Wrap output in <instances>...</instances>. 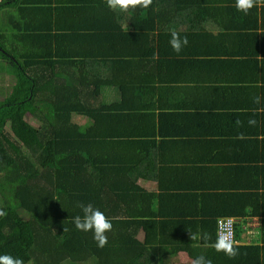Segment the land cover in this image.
Masks as SVG:
<instances>
[{
  "label": "trees",
  "instance_id": "1",
  "mask_svg": "<svg viewBox=\"0 0 264 264\" xmlns=\"http://www.w3.org/2000/svg\"><path fill=\"white\" fill-rule=\"evenodd\" d=\"M197 1L133 0L124 10L108 0L0 1V61L11 85L0 100V255L22 264H152L173 247L193 261L264 264L260 158L242 170L249 181L203 197L209 206L200 215L179 211L169 185L150 192L140 184L151 181L144 163L156 145L140 131L166 107L162 60L182 58L165 56L166 48L172 32L190 34L178 19L204 16ZM106 88L118 91V102L104 103ZM252 129L233 132L225 147H264L262 131ZM87 204L111 222L103 247L72 224ZM225 218L235 219L232 257L213 247ZM255 218L261 245H241Z\"/></svg>",
  "mask_w": 264,
  "mask_h": 264
},
{
  "label": "crops",
  "instance_id": "2",
  "mask_svg": "<svg viewBox=\"0 0 264 264\" xmlns=\"http://www.w3.org/2000/svg\"><path fill=\"white\" fill-rule=\"evenodd\" d=\"M199 6L204 16L178 19L187 25L182 33L190 34L179 53L166 48L165 56L182 58L162 60L169 72L166 107L156 108L150 128L140 131V136L156 138L144 163L151 181L142 180L141 186L157 192L159 183L169 185L180 194L179 211L188 217L209 206H202L203 197L221 195L242 184V177L249 181L242 170L252 167V158H260L257 164L264 169L263 146L224 145L226 138L235 142L231 138L237 130L254 128L264 135V0H252L246 14L236 9V0H204ZM103 96L106 104L119 101L113 88ZM259 224L258 218L249 220L241 245H261ZM170 250L152 264H194L186 252Z\"/></svg>",
  "mask_w": 264,
  "mask_h": 264
},
{
  "label": "clouds",
  "instance_id": "3",
  "mask_svg": "<svg viewBox=\"0 0 264 264\" xmlns=\"http://www.w3.org/2000/svg\"><path fill=\"white\" fill-rule=\"evenodd\" d=\"M132 2L133 0H108V6L110 8L119 7L121 10H124ZM149 2L150 0H143L145 6ZM251 7L252 0H236V9L238 11H243L246 14L247 10ZM186 43V38H178L175 32L171 33L169 44L174 52L179 53L181 45ZM249 123L251 124L253 121L250 120ZM80 212L81 214L72 218L74 228L77 231L85 233L90 231L97 247H103L107 242L104 233L112 227L110 220L101 211L93 208L91 204L81 205ZM2 215H4V212L0 211V216ZM213 247L217 252H223L228 257L235 255L231 243L223 237L218 238ZM0 264H22V261L19 258H13L9 255H0ZM194 264H211V261L201 255L195 258Z\"/></svg>",
  "mask_w": 264,
  "mask_h": 264
},
{
  "label": "rangeland",
  "instance_id": "4",
  "mask_svg": "<svg viewBox=\"0 0 264 264\" xmlns=\"http://www.w3.org/2000/svg\"><path fill=\"white\" fill-rule=\"evenodd\" d=\"M4 18H5V14L1 12L0 13V26L3 25L2 20ZM8 47H9V49L11 51L16 49L17 52H15V53L17 54L16 56H18L19 50L17 49V47H18L17 44L14 43L13 46L9 45ZM7 69H8L7 68V63L0 61V100L5 98L7 91L11 90L10 89L11 85H10V83L8 81L9 78L5 75V73H6L5 70H7ZM29 122L33 126H36V127L39 126V124L36 122V120L33 119L32 117H29ZM2 203H3V200L0 197V206L2 205ZM83 264H92V263L91 262H87V263H83Z\"/></svg>",
  "mask_w": 264,
  "mask_h": 264
},
{
  "label": "built area",
  "instance_id": "5",
  "mask_svg": "<svg viewBox=\"0 0 264 264\" xmlns=\"http://www.w3.org/2000/svg\"><path fill=\"white\" fill-rule=\"evenodd\" d=\"M235 219H221L219 220V229L217 236L218 238H225L231 244L235 242V231H234Z\"/></svg>",
  "mask_w": 264,
  "mask_h": 264
}]
</instances>
